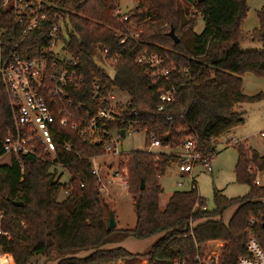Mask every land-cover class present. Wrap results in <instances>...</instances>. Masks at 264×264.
<instances>
[{
    "label": "trees",
    "instance_id": "16d2710c",
    "mask_svg": "<svg viewBox=\"0 0 264 264\" xmlns=\"http://www.w3.org/2000/svg\"><path fill=\"white\" fill-rule=\"evenodd\" d=\"M50 1V13L56 11L69 26L67 35L58 32L64 49L78 60V70L84 74L83 93L72 89L70 96L88 106L94 78L116 85L129 94L126 114L135 111L125 124L146 130L147 142L153 134L159 147L176 150L143 148L118 155V168L127 169L125 186L136 212L135 225L125 228L107 226L100 177L93 172L90 158L104 155V144L80 137L69 124L55 136V160L67 169L68 180H61L59 166L47 154H26L22 165L14 159L0 164V207L6 212L4 227L10 233L2 242L0 264H32L36 257L46 262L54 253L59 257L55 264L116 262L132 253L122 245L104 247L105 243L153 234L159 235L143 253L146 264H173L176 257L194 254L209 240L221 242L219 264H236L246 252L249 231H264V185L257 181V172L264 170V153L246 141L235 143V179L246 183L248 190L227 196L214 187L212 209L197 187L175 189L160 208V178L179 161L178 147L184 138H191L203 156L213 157L216 140L245 122V111L236 109V103L264 100V89L251 94L242 90L245 72L264 76V4L257 9L259 24L250 33L261 46L245 49L240 39L247 0H137L127 19L116 12L120 0ZM197 11L204 18L200 32L193 30ZM13 23L12 12L0 7V54L14 34ZM171 29L177 41L169 34ZM135 31L138 36L132 37ZM95 45L107 48L109 59L117 54L113 76L95 61ZM142 50L156 52L187 70H174L169 82L152 83L136 59ZM171 83L176 87L174 98L158 109L159 89ZM67 107L74 109V105ZM12 126L10 95L0 76V153ZM67 141L70 150L63 147ZM12 200L23 203L15 205ZM232 205L236 207L225 222L222 214ZM83 249L90 251L75 254Z\"/></svg>",
    "mask_w": 264,
    "mask_h": 264
},
{
    "label": "built area",
    "instance_id": "2783aa9c",
    "mask_svg": "<svg viewBox=\"0 0 264 264\" xmlns=\"http://www.w3.org/2000/svg\"><path fill=\"white\" fill-rule=\"evenodd\" d=\"M50 4V0H0V7L12 12L14 22V34L4 44V52L0 54V76L10 95L13 118V126L4 137L0 157L9 153L11 159L22 165L26 154L38 157L47 154L53 163L63 167L61 162L55 160V136L61 133L60 127L67 124L76 129L80 137L93 143H103L106 150L104 155H119L123 152L118 148L120 140L137 131L133 123L125 124L128 115L135 112L129 110L126 114L129 98L123 100L120 96L126 91L94 78L88 106L70 96L72 89L83 93L84 74L78 70V60L64 49V41L58 34L62 31L67 35L68 23L56 11L50 13ZM116 12L122 19L128 18V13L122 12L120 6ZM15 33L19 38H16ZM138 34L139 31H135L131 36L137 37ZM124 40L121 38L120 42ZM98 49L114 74L113 61L117 59V54L109 59L107 48ZM136 59L151 75L152 83H156L158 79L169 82L174 70H187L185 67H177L173 62H167L163 56L152 51L142 50ZM175 88L173 83L160 87L158 109L164 108L165 103L173 100ZM67 105H74V109H69ZM121 129H124V135ZM231 140L239 142L236 138ZM154 146L159 147L160 142L151 134L150 141L145 140L144 148L153 150L151 148ZM63 147L70 150L72 144L67 141ZM178 153L179 161L175 165L183 174L181 177L190 176V187H197L193 167L200 164L205 170L212 171V157L203 156L195 149L194 141L188 137L184 138ZM98 156H92L90 160L93 172L100 177L102 188L101 166L94 160ZM126 174V169L122 172L115 170V175L119 176L124 185ZM184 182V179L176 181L178 186H183ZM5 217V210L0 207V256L2 242L10 236L4 227ZM220 244V241L209 240L194 254L176 257L173 264H219ZM245 248L246 252L238 256L236 264H264V231H249ZM101 264L123 262L119 259Z\"/></svg>",
    "mask_w": 264,
    "mask_h": 264
},
{
    "label": "rangeland",
    "instance_id": "374dc122",
    "mask_svg": "<svg viewBox=\"0 0 264 264\" xmlns=\"http://www.w3.org/2000/svg\"><path fill=\"white\" fill-rule=\"evenodd\" d=\"M181 3L183 4V2ZM119 4L121 11L127 12L134 8L137 4V0H120ZM247 4L248 11L241 24L242 37L240 39V45L245 49L261 46V42L252 40L250 33L251 30L259 24L257 9L264 4V0H247ZM197 13V21L193 30L195 32H200L204 27V18L201 12L197 11ZM92 52L95 61L110 74H113L112 67L104 60L97 45L92 48ZM242 77V90L244 93L251 94L264 89V76L255 75L254 73L247 71ZM120 96L123 100L129 98L127 92H122ZM263 103L264 100L236 103V109L245 111V122L237 125L236 128L233 129L234 138L238 139L239 137L244 136L242 139H239V142L246 141L248 146L255 148L260 153H264ZM145 140L146 130H135L132 134H127L120 140L118 145L119 151L127 152L132 149H143L145 147ZM159 148L167 152L176 150V147L170 148L169 146H154L151 149L157 150ZM180 149L181 147L179 146L178 150ZM118 157V155L106 154L94 158L95 162L100 163L102 168L101 180L103 186L100 188L101 197L104 201L106 219L108 218L110 211H112L114 219L117 221L116 227H133L136 222V212L132 195L127 190L126 186L121 183L119 176L115 175V170L122 172L123 169H125L118 168ZM236 157L237 151L235 143L232 142L231 138L229 139V133L226 132L216 140V152L212 157V171L205 170L200 164H196L193 167L197 189L199 193L206 198L207 207L209 209H212L214 206L212 198L214 187L221 188L227 196L243 195L247 192L248 185L246 183L238 182L235 179L234 164ZM10 162L11 156L9 153H5L0 157V164H9ZM175 164H171L166 173L160 178V183L164 188L163 194L175 189H187L190 187V176L181 177L176 171L177 167ZM59 171L62 172V181L69 179L70 174L66 168L59 166ZM177 179H184V185L178 186L176 183ZM257 179L258 183L264 185V170H259L257 172ZM63 195L64 192L62 191L59 197L62 198ZM163 197L161 196V198ZM235 207L236 205H232L224 211L222 219L225 222L229 219ZM158 235L159 234H153L144 238H137L130 235L122 239L107 242L104 244V247L117 245L126 247L132 253V256L122 259L123 264H146L147 259L143 256V253L150 247L151 243L158 237ZM89 251L90 250L88 249L78 250L75 254L85 255ZM58 258L59 257L56 256V253H54L46 262L43 261V258L36 257L32 264H40L42 261L44 264H55Z\"/></svg>",
    "mask_w": 264,
    "mask_h": 264
},
{
    "label": "water",
    "instance_id": "95a60500",
    "mask_svg": "<svg viewBox=\"0 0 264 264\" xmlns=\"http://www.w3.org/2000/svg\"><path fill=\"white\" fill-rule=\"evenodd\" d=\"M169 34L177 41L178 40V37L176 36L175 32L173 29H171L169 31ZM121 133L122 135H124V129H121ZM141 187H144V182L143 180L141 181ZM12 202L15 204V205H21L23 202L22 201H19V200H12ZM107 226L109 228H112V227H115L116 226V221L114 219V215H113V212L110 211L109 213V218H108V221H107Z\"/></svg>",
    "mask_w": 264,
    "mask_h": 264
},
{
    "label": "crops",
    "instance_id": "0c3cea01",
    "mask_svg": "<svg viewBox=\"0 0 264 264\" xmlns=\"http://www.w3.org/2000/svg\"><path fill=\"white\" fill-rule=\"evenodd\" d=\"M263 109H264V103H263ZM236 127H234V128H232L228 133H229V139L230 138H234L233 137V129H235ZM244 136H241V137H239L238 139H242ZM102 169V168H101ZM176 171H177V173H179V175L181 174L179 171H178V169L176 168ZM258 180V179H257ZM262 185V184H261ZM161 186H162V184H161ZM163 187V186H162ZM163 190H164V188H163ZM174 190H172V191H169V192H166V194H163V191L161 192V194H160V196H159V206H160V208H164L165 207V205L167 204V201H168V199H169V197H170V195L172 194V192H173ZM164 195V197H163V195ZM161 196L163 197V198H161ZM116 223H117V221H116Z\"/></svg>",
    "mask_w": 264,
    "mask_h": 264
}]
</instances>
